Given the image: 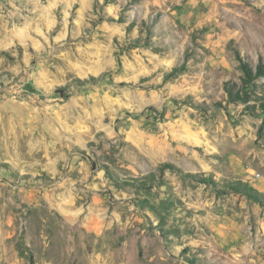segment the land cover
Masks as SVG:
<instances>
[{
  "label": "rangeland",
  "instance_id": "374dc122",
  "mask_svg": "<svg viewBox=\"0 0 264 264\" xmlns=\"http://www.w3.org/2000/svg\"><path fill=\"white\" fill-rule=\"evenodd\" d=\"M242 64L264 0H0V264H264Z\"/></svg>",
  "mask_w": 264,
  "mask_h": 264
},
{
  "label": "trees",
  "instance_id": "16d2710c",
  "mask_svg": "<svg viewBox=\"0 0 264 264\" xmlns=\"http://www.w3.org/2000/svg\"><path fill=\"white\" fill-rule=\"evenodd\" d=\"M241 70L243 73V83L245 86L253 85V82L260 77H264V67L263 66H258L256 71L252 73V71L245 65H241ZM241 187L240 189L238 188ZM235 190H238L242 192L244 195H247L248 197L254 198L255 193L252 190H249L245 186H242L241 184H237V186H234Z\"/></svg>",
  "mask_w": 264,
  "mask_h": 264
}]
</instances>
